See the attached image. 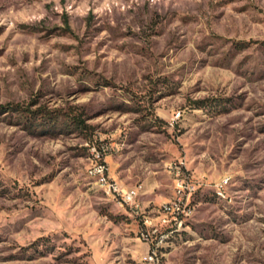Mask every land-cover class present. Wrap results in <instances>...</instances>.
Instances as JSON below:
<instances>
[{
	"label": "rangeland",
	"instance_id": "1",
	"mask_svg": "<svg viewBox=\"0 0 264 264\" xmlns=\"http://www.w3.org/2000/svg\"><path fill=\"white\" fill-rule=\"evenodd\" d=\"M98 153L141 209L90 176ZM180 163L198 191L163 224ZM154 248L156 264H264V0H0V264Z\"/></svg>",
	"mask_w": 264,
	"mask_h": 264
},
{
	"label": "built area",
	"instance_id": "2",
	"mask_svg": "<svg viewBox=\"0 0 264 264\" xmlns=\"http://www.w3.org/2000/svg\"><path fill=\"white\" fill-rule=\"evenodd\" d=\"M183 164L175 165L172 167V171L175 176V197L173 200L166 203L165 206H161V211H166V219L158 220L163 224L170 223V217L175 220L185 211V202L188 200L190 194H193L198 191L197 180H194L191 176H188L183 171ZM90 176L95 180L96 183H99L101 187L108 188V197L117 202L120 206L130 207L138 211L141 209L140 204V190L141 187L129 188L124 185H120L118 181L112 179L110 175V168L106 163H103L102 156L100 153L97 154V165L93 171H89ZM225 184L219 186L224 187ZM155 220L149 216H145V227L146 230L142 234L144 238L148 241L151 238L150 230L154 233L157 231V224ZM158 261V249L154 248L152 253L148 258L150 264H156Z\"/></svg>",
	"mask_w": 264,
	"mask_h": 264
},
{
	"label": "trees",
	"instance_id": "3",
	"mask_svg": "<svg viewBox=\"0 0 264 264\" xmlns=\"http://www.w3.org/2000/svg\"><path fill=\"white\" fill-rule=\"evenodd\" d=\"M4 109L11 110V112L18 115L20 121H29L32 125H35L37 121L46 118L47 115L50 114V112H45V110L31 111L29 108L25 109L22 106H16V107L9 106Z\"/></svg>",
	"mask_w": 264,
	"mask_h": 264
},
{
	"label": "bare ground",
	"instance_id": "4",
	"mask_svg": "<svg viewBox=\"0 0 264 264\" xmlns=\"http://www.w3.org/2000/svg\"><path fill=\"white\" fill-rule=\"evenodd\" d=\"M104 188H106V190H107V192H108V188L107 187H104ZM220 192V191H219ZM164 214V213H163Z\"/></svg>",
	"mask_w": 264,
	"mask_h": 264
},
{
	"label": "crops",
	"instance_id": "5",
	"mask_svg": "<svg viewBox=\"0 0 264 264\" xmlns=\"http://www.w3.org/2000/svg\"><path fill=\"white\" fill-rule=\"evenodd\" d=\"M143 188V187H142Z\"/></svg>",
	"mask_w": 264,
	"mask_h": 264
}]
</instances>
